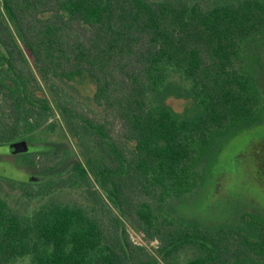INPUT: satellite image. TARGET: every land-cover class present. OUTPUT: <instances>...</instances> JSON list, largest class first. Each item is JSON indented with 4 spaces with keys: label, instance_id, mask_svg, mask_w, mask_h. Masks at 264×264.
<instances>
[{
    "label": "trees",
    "instance_id": "1",
    "mask_svg": "<svg viewBox=\"0 0 264 264\" xmlns=\"http://www.w3.org/2000/svg\"><path fill=\"white\" fill-rule=\"evenodd\" d=\"M1 3L0 147L55 131L59 118L79 158L59 147L27 154L52 178L37 194L81 190L89 204L51 203L30 217L0 198V264H264L260 214L205 226L166 206L197 189L220 141L264 117L252 53L264 0ZM83 78L100 113L67 89ZM172 96L191 109L176 113Z\"/></svg>",
    "mask_w": 264,
    "mask_h": 264
},
{
    "label": "rangeland",
    "instance_id": "2",
    "mask_svg": "<svg viewBox=\"0 0 264 264\" xmlns=\"http://www.w3.org/2000/svg\"><path fill=\"white\" fill-rule=\"evenodd\" d=\"M252 53L258 56V82L264 94V40L258 50L254 49ZM67 89L84 106L97 113L101 112L92 102L96 84L88 78L70 84ZM167 104L178 114L184 113L186 108L191 109L189 101L173 96L168 98ZM54 121L57 123L55 131L40 130L34 134L31 142L25 140L29 146L27 153L14 154L10 146L0 147V198L26 216H34L42 207L51 203L81 204L86 207L89 204L86 194L81 190L65 189L42 197L37 194L36 185L52 178L38 173L37 169L30 166L28 155L59 147L73 151L76 153L75 158H79L76 145L59 118ZM223 140L199 167L201 179L197 189L180 199L167 201V209L172 210L176 218L186 222L196 221L205 226H217L242 225L243 216L249 214L264 217V117L258 124L238 130ZM26 184H32L34 188H28ZM128 231L137 245L145 246L149 251L156 247V243H147L141 234L129 226ZM192 256V252H188L182 255L181 260H188ZM17 264H31V261L25 258Z\"/></svg>",
    "mask_w": 264,
    "mask_h": 264
},
{
    "label": "water",
    "instance_id": "3",
    "mask_svg": "<svg viewBox=\"0 0 264 264\" xmlns=\"http://www.w3.org/2000/svg\"><path fill=\"white\" fill-rule=\"evenodd\" d=\"M11 150L14 154H23V153H27L29 150V146L28 143L26 141H18L14 144H12L11 146ZM31 181V179H29V182Z\"/></svg>",
    "mask_w": 264,
    "mask_h": 264
}]
</instances>
